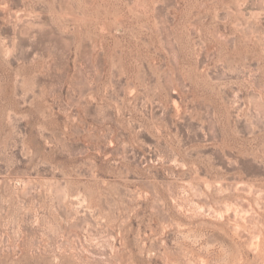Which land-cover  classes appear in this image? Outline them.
<instances>
[{"label": "rangeland", "instance_id": "1", "mask_svg": "<svg viewBox=\"0 0 264 264\" xmlns=\"http://www.w3.org/2000/svg\"><path fill=\"white\" fill-rule=\"evenodd\" d=\"M0 264H264V0H0Z\"/></svg>", "mask_w": 264, "mask_h": 264}]
</instances>
